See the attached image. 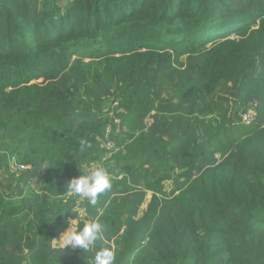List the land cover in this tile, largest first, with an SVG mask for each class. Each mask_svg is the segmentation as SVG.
Returning <instances> with one entry per match:
<instances>
[{"label": "trees", "instance_id": "trees-1", "mask_svg": "<svg viewBox=\"0 0 264 264\" xmlns=\"http://www.w3.org/2000/svg\"><path fill=\"white\" fill-rule=\"evenodd\" d=\"M97 217L116 264H264V0H0V264H92L53 242Z\"/></svg>", "mask_w": 264, "mask_h": 264}, {"label": "clouds", "instance_id": "clouds-1", "mask_svg": "<svg viewBox=\"0 0 264 264\" xmlns=\"http://www.w3.org/2000/svg\"><path fill=\"white\" fill-rule=\"evenodd\" d=\"M92 148L87 140L80 141V152L83 154ZM113 187L112 177L109 169L103 162H96L90 166L89 171L83 173L79 178H72L67 183V193L75 195L80 201H87L91 208L100 204V197L110 192ZM68 230L61 234L58 241L64 249L81 250L90 252L96 248L97 243L101 247L96 251L92 264H116V253L107 244L106 234L110 227L101 222L97 217L84 223L82 229L74 227V220H71Z\"/></svg>", "mask_w": 264, "mask_h": 264}, {"label": "rangeland", "instance_id": "rangeland-1", "mask_svg": "<svg viewBox=\"0 0 264 264\" xmlns=\"http://www.w3.org/2000/svg\"><path fill=\"white\" fill-rule=\"evenodd\" d=\"M255 105V104H254ZM254 105H253V103H249L248 105H247V109L249 110V111H252V108L254 107ZM108 107V106H107ZM106 107V108H107ZM105 108V109H106ZM24 129H25V127H23ZM26 130V129H25ZM24 132V131H23ZM22 132V133H23ZM110 132H111V128H110ZM117 156V155H116ZM114 156V158L107 164V166L109 167V169L110 170H115V171H118V168H119V166L121 165V164H124V163H126V160H124L125 158L124 157H119V156ZM104 158V157H103ZM103 160V159H102ZM96 162H101V161H96ZM96 162H91V163H89V164H86L85 165V170H87L89 167H90V165H92V164H94V163H96ZM137 160L136 159H132V160H128V164H137ZM90 169V168H89ZM89 169L87 170V171H89ZM166 192H169V189H170V186L169 185H166ZM148 201H149V196H147L146 197V199H145V201H144V203H143V206H142V208H141V210H140V212H139V218H141L142 217V215L144 214V212H145V210H146V205H147V203H148ZM74 209H76V208H74ZM77 210V209H76ZM75 210V211H76ZM77 213H78V217H79V219H81V220H83L84 219V217H85V210H84V207L80 210V211H76ZM74 227H76V225H77V220H74ZM69 227H70V223H69ZM68 227V228H69ZM68 228H67V230H68ZM66 230V231H67ZM66 231H64V232H66ZM63 232V233H64ZM146 234H147V232L146 231H144L143 233H142V235H141V238H140V241L138 242V244H137V247H135V249L133 250V251H130L126 256V259H125V264L128 262V261H130L133 257H134V255H136L139 251H142V252H145V249H146V247H147V244H148V239L147 238H145V236H146ZM60 237H61V235L59 236V237H57L55 240H54V242H53V246L54 247H56V248H63V246H62V244H61V242L60 241H58L59 239H60Z\"/></svg>", "mask_w": 264, "mask_h": 264}, {"label": "built area", "instance_id": "built-area-1", "mask_svg": "<svg viewBox=\"0 0 264 264\" xmlns=\"http://www.w3.org/2000/svg\"><path fill=\"white\" fill-rule=\"evenodd\" d=\"M116 106H117V103H113L111 105L110 109H114ZM111 117H113L112 113H111ZM253 121H254V114L252 113V111H248L247 113L243 114L241 117V123L243 125H250ZM114 123H115V125H118L119 121L117 119H114ZM109 133H110V127L107 128L106 133H105L106 141H105L104 146H103L105 151H106L105 159H110L112 156H114L118 153L124 154V149L122 147H116L108 140ZM20 169H25V168L20 167ZM80 176L81 175H79L77 178H79ZM112 179H113V177H112ZM76 198H77L76 209L80 210L82 207L83 201H80L78 197H76Z\"/></svg>", "mask_w": 264, "mask_h": 264}, {"label": "bare ground", "instance_id": "bare-ground-1", "mask_svg": "<svg viewBox=\"0 0 264 264\" xmlns=\"http://www.w3.org/2000/svg\"><path fill=\"white\" fill-rule=\"evenodd\" d=\"M254 105V104H253ZM254 107H255V105H254ZM254 107L252 108V113L254 114V121H255V111H254ZM249 110L247 109V111L245 112V113H247ZM245 113H243V114H245ZM242 114V115H243ZM242 115H241V117H242ZM119 121V120H118ZM254 121L252 122V123H254ZM251 123V124H252ZM242 124V123H241ZM250 124V125H251ZM119 125V124H118ZM117 125V126H118ZM243 125V124H242ZM250 125H243V126H250ZM118 131V130H117ZM106 133V132H105ZM111 133V132H110ZM110 133H109V135H110ZM109 135H108V140H109ZM104 138H105V136H104ZM105 141H106V139H105ZM110 141V140H109ZM111 142V141H110ZM114 146H116L113 142H111ZM117 147V146H116ZM123 148V147H122ZM125 153V152H124ZM114 156H116V155H114ZM114 156H112L110 159H105V156H104V158H103V160H102V162H104V161H110L112 158H114ZM93 165V164H92ZM91 166V165H90ZM90 168V167H89ZM88 168V169H89ZM87 169V170H88ZM111 174V176L113 177V179L115 178L114 176H115V174H113V173H110ZM118 179H121L122 177L121 176H118L117 177ZM70 196H73V197H75L76 198V196H74V195H70ZM76 201H77V198H76ZM85 201H83V203H84ZM83 203H82V207H81V209L83 208ZM75 208H76V206H75ZM80 209V210H81ZM76 210V209H75ZM80 210H76V211H80Z\"/></svg>", "mask_w": 264, "mask_h": 264}]
</instances>
